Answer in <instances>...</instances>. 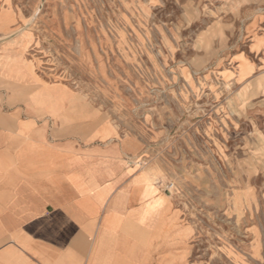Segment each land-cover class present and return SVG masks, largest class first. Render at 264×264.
<instances>
[{
	"label": "rangeland",
	"instance_id": "obj_1",
	"mask_svg": "<svg viewBox=\"0 0 264 264\" xmlns=\"http://www.w3.org/2000/svg\"><path fill=\"white\" fill-rule=\"evenodd\" d=\"M0 31L142 142L190 264H264V0H0Z\"/></svg>",
	"mask_w": 264,
	"mask_h": 264
},
{
	"label": "crops",
	"instance_id": "obj_2",
	"mask_svg": "<svg viewBox=\"0 0 264 264\" xmlns=\"http://www.w3.org/2000/svg\"><path fill=\"white\" fill-rule=\"evenodd\" d=\"M16 37L0 42V264H190L142 142L34 82Z\"/></svg>",
	"mask_w": 264,
	"mask_h": 264
},
{
	"label": "bare ground",
	"instance_id": "obj_3",
	"mask_svg": "<svg viewBox=\"0 0 264 264\" xmlns=\"http://www.w3.org/2000/svg\"><path fill=\"white\" fill-rule=\"evenodd\" d=\"M20 36V35H19ZM22 39V38H21ZM11 43V42H10Z\"/></svg>",
	"mask_w": 264,
	"mask_h": 264
}]
</instances>
